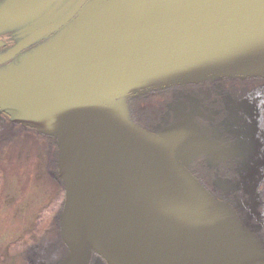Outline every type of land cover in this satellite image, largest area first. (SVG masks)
<instances>
[{"label":"water","instance_id":"95a60500","mask_svg":"<svg viewBox=\"0 0 264 264\" xmlns=\"http://www.w3.org/2000/svg\"><path fill=\"white\" fill-rule=\"evenodd\" d=\"M56 1L8 0L2 10L21 26ZM19 58L0 72V99L57 140L68 248L59 264H90L94 253L107 264H264L257 209L240 205L242 219L188 168L223 145L185 115L150 132L126 101L210 78H264V0H99L64 37Z\"/></svg>","mask_w":264,"mask_h":264},{"label":"rangeland","instance_id":"374dc122","mask_svg":"<svg viewBox=\"0 0 264 264\" xmlns=\"http://www.w3.org/2000/svg\"><path fill=\"white\" fill-rule=\"evenodd\" d=\"M19 61L20 58H14L6 62L0 72L8 65L12 66L11 63L18 64ZM193 85L195 87L176 88L170 108L173 107V114L190 112L188 105L194 103L198 108L205 107V114H211L208 107L216 110L223 121H214V116L208 119V127L213 133H216L214 125L235 126L233 143V138L227 135L231 140V147L226 155L236 162H229L224 172L221 169L218 175L212 173L210 180H205L213 186L221 185L223 195L218 194L206 183L203 184L215 197L227 201L242 219L244 214H241L240 205H244L249 213L252 209H257V215H252L251 221L260 228L261 234L258 233L257 237L262 245L264 213L259 216V211L264 209V85L250 88L231 82L228 83L227 91H218L216 86L212 89L211 80ZM225 95L227 97L222 99ZM223 100L227 101L229 106L225 110ZM0 104L2 108V99ZM141 114L146 122H151L150 117H156L152 113L149 116L147 111H142ZM194 123L199 128L202 127L198 121ZM3 125L0 121V131L4 128ZM191 128L193 132L213 140L207 132L199 131L196 126ZM14 144L15 146L7 150L6 155L0 159V172H3L0 174L5 178V182H0V264H35L36 261L58 264L67 256L60 257L57 251L60 250V244H54L52 252L45 251L49 241L45 230L51 220L52 208L54 204H58L59 217L64 201L57 185L52 188L53 178L43 170L45 162L42 155L49 146L48 140L36 134L25 133L19 135ZM200 166L197 163L195 168L201 170ZM202 166L207 167L205 162ZM190 171L195 173L191 168ZM92 264L106 263L102 258L95 256Z\"/></svg>","mask_w":264,"mask_h":264},{"label":"flooded vegetation","instance_id":"af4514ba","mask_svg":"<svg viewBox=\"0 0 264 264\" xmlns=\"http://www.w3.org/2000/svg\"><path fill=\"white\" fill-rule=\"evenodd\" d=\"M8 0H0V59L9 55L12 49L18 47L20 44H27L25 48H23L19 54L11 57L8 61L19 58L21 55H27L35 52L40 49L44 45L55 41L57 39H61L66 35L71 26L81 21L86 13L97 5L99 0H58L49 6L46 7L44 11H41L37 14L33 19L21 26H15L18 24H14L9 22L6 19V16L3 13V7L5 6ZM7 61V62H8ZM13 64V63H11ZM6 66V64H0L1 67ZM251 80V79H250ZM256 80V79H254ZM263 85L260 82H247L242 85L247 87H255L257 85ZM227 85V84H225ZM241 85V84H240ZM189 87H195L189 86ZM180 88V87H176ZM173 91L172 89H166L161 91H151L148 96V102L157 98L155 102H152L146 109L147 113L150 116V113L155 114L156 117H150L151 122H146V120L139 113V104H137L136 100L138 98H133L131 100L130 106L132 111L133 121L143 128L147 130H154L159 125H164L170 120L171 115H173V107L170 108L171 104H168L173 99ZM154 97V98H153ZM137 104V105H135ZM148 119V118H147ZM0 121L3 122L4 128L0 131V159L4 157L6 153L15 146V142L19 135H23L25 133L36 134L40 138H45L48 140V147L45 149L46 152H43L42 158L44 159L45 165H47L48 169H44L53 179V187L57 185L58 191L62 193V196H65V189L63 183L60 179V173L57 166V158H58V149H57V141L51 136L42 134L36 128L24 125L23 123L16 121L13 119L9 113L4 111L0 106ZM14 144V145H13ZM227 148V147H226ZM8 150V151H7ZM7 151V152H6ZM52 157V158H51ZM50 158L52 159L53 165H50ZM213 158L211 155H206L202 159ZM43 161V160H42ZM198 161V160H197ZM195 162V165L199 163L200 169L197 170L194 165V170L197 171H205L208 170L207 167H203L204 161ZM225 163L221 162V159L218 161L217 169L220 171L225 168ZM3 173V172H0ZM46 173V174H47ZM198 177V173H197ZM0 182H5L4 176L0 174ZM46 184V182H45ZM65 199V197H64ZM64 201L61 205V212L63 210ZM53 215L57 218V227L56 225L51 227L48 235L49 239H54L53 242L48 241V246L45 248L46 252L50 251L48 247L56 244L57 242L60 244V250H57L61 255L60 257H64L67 254V246L63 242L60 235V225L58 222V204H54L52 208ZM58 234V238L57 235ZM99 258V255H96ZM45 257V256H42ZM48 261V260H47ZM94 258L92 259V262ZM35 264H44V262L36 261ZM52 264V263H51ZM92 264V263H91Z\"/></svg>","mask_w":264,"mask_h":264},{"label":"trees","instance_id":"16d2710c","mask_svg":"<svg viewBox=\"0 0 264 264\" xmlns=\"http://www.w3.org/2000/svg\"><path fill=\"white\" fill-rule=\"evenodd\" d=\"M251 79V80H250ZM254 79H256V80H254ZM209 80H211V88L212 89H214V87L216 86L217 87V90L218 91H220L221 90V88H222V90H225V91H227V88L229 87L228 86V83H231V82H233V83H238V84H244V83H247V82H260V83H263V85H264V78H262V77H258V78H242V77H236V78H210ZM207 81V80H206ZM219 82V83H218ZM193 84H195V83H192V84H183V85H178V86H172V87H168V88H165V89H154V90H150V91H147V92H145V93H138V94H133V95H131L126 101H127V104H128V107H129V109L131 108V106H130V103H131V100L133 99V98H138L137 100H136V102H137V104H139L140 106H139V113L141 114L142 113V111H145V109L152 103V102H155L156 100H157V98H155V99H153V100H150L149 102L147 101L148 100V98L150 97V96H148V94L151 92V91H161V90H166V89H172V88H174V89H176V87H184V86H192ZM225 84H227V85H225ZM240 86H244V85H240ZM219 87H221V88H219ZM173 92H176V91H173ZM262 94H264V93H262ZM154 98V97H153ZM170 103H172V101H170L168 104H170ZM137 104H135V105H137ZM188 108H189V110H190V112H191V114H192V116H193V120H195V121H201V120H205V112H204V110L203 109H206L205 107L203 108V109H201V108H198L194 103H190L189 105H188ZM208 109H209V111H210V113L214 116L213 118H214V121H221V119H222V117H221V115L220 114H216L217 112H215L214 113V109H211L210 107H208ZM131 112V117H132V111H130ZM142 115V114H141ZM227 115H228V112H227ZM173 117V116H172ZM217 118H219V119H217ZM228 118H229V115H228ZM132 119H133V117H132ZM226 119H227V117H226ZM225 119V120H226ZM173 120V119H172ZM172 120H168V122H167V124H168V126H169V123H171V121ZM235 126L233 125V124H229V125H227V126H225V127H221L220 125H214L213 126V129L215 130V132L216 133H218V134H221L222 136H221V139L223 140V141H230V143H231V140L229 139V137H227V135H229L230 137H232L233 139H232V143H233V140L235 139V136L234 135H232L233 133H234V131H233V128H234ZM231 147V145L229 146V147H227L226 149H225V151L228 153V150H229V148ZM218 150H222V149H218ZM216 151V150H215ZM218 153L216 152V153H211V154H208V155H211L213 158H206V159H202V160H204V162H206V161H208L211 165L210 166H207V168H208V170H205V171H197L196 169L194 170L196 173H198V175H199V177H200V181H201V183L203 184V183H206L207 185H209L210 187H211V189H213V190H215L216 192L217 191H220V190H222V189H220V188H218L216 185H210L208 182H206L205 180H210V174H212V173H214L215 175H217L218 174V169H217V165H215L216 164V161H218L219 160V157H217L216 155H217ZM204 156H206V155H201L200 157H198V160L199 161H201L200 160V158H203ZM52 158V157H51ZM50 158V165H53V163H52V159ZM233 158H235V157H233ZM236 159V158H235ZM237 160V159H236ZM221 162H224L225 163V165H227L229 162H236L234 159H231V158H228L227 156H225V157H223V158H221ZM237 162H238V160H237ZM45 168L46 169H48V167H47V165H45ZM40 170L41 169H39V172H40ZM45 171V170H44ZM222 172H224L225 171V169H222L221 170ZM203 174V175H201V174ZM204 185V184H203ZM205 186V185H204ZM206 187V186H205ZM207 188V187H206ZM208 189V188H207ZM209 190V189H208ZM264 210V209H263ZM262 210V211H263ZM263 213H264V211H263ZM262 215V214H261ZM51 216V220H50V222H49V225L48 226H46V230H45V233L47 234L48 232H49V230H50V228L51 227H53V226H55L56 225V227H57V218H56V216L55 215H53V213L50 215ZM58 222L60 223V219L58 218ZM57 236V238H58V234L56 235ZM53 240L54 239H49V241L51 242H53ZM54 245V244H53ZM53 245L52 246H50V247H48L49 248V250L51 251V248L53 247Z\"/></svg>","mask_w":264,"mask_h":264}]
</instances>
